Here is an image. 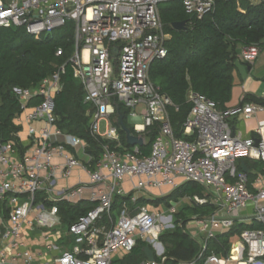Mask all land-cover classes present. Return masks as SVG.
<instances>
[{
    "label": "built area",
    "instance_id": "1",
    "mask_svg": "<svg viewBox=\"0 0 264 264\" xmlns=\"http://www.w3.org/2000/svg\"><path fill=\"white\" fill-rule=\"evenodd\" d=\"M162 1L0 0V27L23 26L37 40L73 23L74 51L68 62L82 85L83 102L90 107L92 134L118 140L116 126L109 124L101 131V123L116 114V102L128 109L127 119L136 135L144 138L148 127L159 125L148 154L140 146L119 152L104 145L93 161L87 143L56 124L54 98L62 90L65 64L36 86L14 88L20 106L14 118L19 126L17 140H0V200L7 208L6 217L0 215V264H39L22 234L25 229L58 224L61 202L85 200L93 206L68 227L75 241L72 250L46 264H111L116 251L128 253L138 240L158 245L160 234L174 226L178 203L170 201L166 210L148 204L132 209L123 203L113 221V198L124 194L120 183L125 177L136 180L132 202L142 191H172L185 182L203 188L201 194L185 199L193 206H212V211L187 221L193 225L198 251L179 264H264V171L249 182L237 166L241 157L264 161V119L248 136L233 133L231 124L238 115L248 118L264 112V106L245 103L223 110L203 95L189 92L191 109L183 133L191 139L174 135L167 112L172 102L149 76L150 64L167 53L158 9ZM216 1L183 0V5L187 14L201 18ZM259 52L257 44L245 45L239 59L251 65ZM62 54L58 47L55 55ZM76 169L87 180L60 186V180ZM105 216L108 222H103ZM229 231L228 249L216 253L211 242ZM47 247L57 249L53 243ZM139 264L161 263L145 259Z\"/></svg>",
    "mask_w": 264,
    "mask_h": 264
},
{
    "label": "trees",
    "instance_id": "2",
    "mask_svg": "<svg viewBox=\"0 0 264 264\" xmlns=\"http://www.w3.org/2000/svg\"><path fill=\"white\" fill-rule=\"evenodd\" d=\"M158 9L165 32L170 34V38L165 42L166 55L150 64L149 76L160 92L172 102L167 112L174 135L189 140L191 137L183 133V124L191 109V103L187 99L188 91L203 95L213 101L219 109H228L227 103L231 99L234 73L237 69V46L264 45V1L252 3L251 0H217L213 10L201 18L187 14L183 0H163ZM182 21L185 22L183 29L176 30L172 27L174 22ZM58 47L63 50L61 56L55 55ZM73 51L71 21L39 40L29 34L23 26L0 27L1 142L17 140L15 134L19 126L14 123V118L20 113V106L13 89L36 86L43 78L65 64V72L61 76L62 90L54 98L57 126L64 132L83 139L87 143V153L93 157V161L100 157L104 145L120 152L133 149L126 143L125 136L118 129L116 122L113 124L117 127L119 142L91 133L88 115L90 107L83 102L82 85L73 77L68 62ZM250 102L264 106L263 97L249 94L243 97L240 105ZM115 106L125 113L124 122L135 133L127 121L128 109L118 102ZM158 132L157 123L148 127L144 136L146 142L139 147L144 154H148ZM237 166L239 170L246 169L249 182L254 179L256 173L264 171V161L247 157L239 158ZM202 190L197 183L185 182L168 195L149 202L168 206L173 199L183 195L201 194ZM129 199L130 196L115 195L111 215L115 210L119 213L122 204ZM5 204V201L0 200L2 216L7 213ZM92 206V203L85 201L74 205L65 202L58 204L62 220L68 223V226ZM190 211L209 214L212 206H184L174 214V228L164 230L159 236V241L164 247L162 257H166L164 264L188 261L198 251L195 241L183 230V225L189 219L187 213ZM179 223H182V226H179ZM240 226L244 228V225ZM230 234L231 231L218 235V241L211 242V249L218 254H225ZM146 245L148 244L145 240H138L120 264H139L145 260L143 247ZM162 257L154 255L157 261H161Z\"/></svg>",
    "mask_w": 264,
    "mask_h": 264
},
{
    "label": "crops",
    "instance_id": "3",
    "mask_svg": "<svg viewBox=\"0 0 264 264\" xmlns=\"http://www.w3.org/2000/svg\"><path fill=\"white\" fill-rule=\"evenodd\" d=\"M159 17H160V14H159ZM160 20H161V18H160ZM164 33L166 34V40L169 39L170 38V34L166 33L165 29H164ZM243 46L244 45H238L237 46V61H236V65L238 63H243L239 59V54H240L241 49H242ZM263 46L264 45L259 46L260 47V51L262 50ZM256 61L257 60H255V62L253 64H251V65H247L246 63H244L246 65V71H247V75L245 77H242L240 71L238 70V65H237V69H236L235 72H237V75L240 76V80L241 81L239 82V81H237L235 79V73H234L231 99L227 103V107L228 108H232V107L240 105V102L242 101L243 97L246 94H249V95H252V96H255V97H263L264 98V83H256L255 81H256L257 78H255L253 80L249 76V75H252V72H254V71L256 72V74L258 76V75H260V72L262 71V68H261L260 65H258V67L256 68ZM189 92H192V91H188V93ZM188 93H187V96H188ZM250 103H254V102H250ZM89 111H88V115H89ZM260 113L264 114V112H258L257 114H255V115H253L251 117H248V118L243 116V115H238V116L234 117L233 119H231V124H232L233 127H235V130L237 132H240L243 136H248V135L254 133V130L257 127L258 121L264 119V118L263 119H259L258 118V114H260ZM116 115H117V113L114 116H111L110 119H109V122L105 121V122L101 123V131H104L108 127L109 124L112 125V126H115L113 124V122H116ZM127 121L131 125L130 120L127 119ZM240 124L241 125H246V126L240 129L238 127ZM118 136H119V134H118ZM115 141L119 142V137H118V140H115ZM145 142H146V140H145V137H144V143ZM149 152H150V150H149ZM249 159H252V158H249ZM252 160H256V159H252ZM85 180H87V176L84 173H82L81 170L76 169V170L73 171V174L68 179L60 180L59 185L60 186H63V185H70L71 186V185H75L79 181H85ZM135 182H136L135 179L125 177L120 183V186H121L122 191H123L124 194L123 195H119V196H130L129 201L126 202V204L129 206V208H132V209L135 206L139 205V204H148L153 209V207H155V206H154V204H151L149 202L150 200L154 201L155 198L164 197V196H166V195H168L170 193V192H160V189H153V190H150L148 192L142 191L140 193V195L138 196V198L136 199V201L132 202L131 196L133 194V187H134ZM187 196H189V195H183V196L178 197L177 199L171 200V202L173 201V202H177L178 203V205L176 206L175 214H177L184 206H186L184 201H186L185 198ZM142 199H144L146 201L143 200L144 201L143 202V201H141ZM84 201L85 200L74 201V202H65V203L74 205V204H77L79 202H84ZM85 202H87V201H85ZM169 204H170V202H169ZM157 205L160 206L162 209L164 208V210H166V208H167V206L165 204H163V203H159ZM59 213H60V211H59ZM113 215H111V218L114 221V220H116V218L118 216V211L115 210L113 212ZM201 215H206V214H198V215L194 214L193 216H201ZM59 216H60L59 223L54 225V227H52L50 229H46V228H36L35 230L25 229L23 234H22V239L25 241V243L29 247L30 251L32 252V254L34 256V261L36 263L46 264V263L50 262L51 260H53V258H55L56 256H59L60 254H62L63 252H67V251L72 250V245L75 242L74 238L68 233V227L69 226L67 225L68 223L63 222L62 213H60ZM4 217H6V216H4ZM191 218H189V219H191ZM103 219L105 220L103 222H106V221L108 222V219L106 218V216ZM173 220H174V216H173ZM187 221L183 225V230L185 232H187L188 235L197 244L196 240L191 235V232H193V229H194L193 225L188 224ZM179 226H182V223H179ZM172 228H174V226L169 228V229H172ZM45 236H48L49 239L45 240ZM48 243H53V245H55L57 247V249H55V250L49 249L47 247ZM147 244L148 245H146V246H149L151 248V250L153 251L154 255L162 257V254L164 252V247H163V245H162V243L160 241H159L158 245H156L154 243H150L149 244L148 242H147ZM197 246H198V244H197ZM143 252H144V247H143ZM126 254H127L126 252H123L121 250L116 251L114 253V255H113L111 264H120V263H122L124 258H125V256H126ZM163 258L164 259L161 258V261H159L161 264L165 263L166 257H163ZM145 259H147L146 255H145ZM18 262H22V261L18 260ZM178 264H179V262H178Z\"/></svg>",
    "mask_w": 264,
    "mask_h": 264
},
{
    "label": "water",
    "instance_id": "4",
    "mask_svg": "<svg viewBox=\"0 0 264 264\" xmlns=\"http://www.w3.org/2000/svg\"><path fill=\"white\" fill-rule=\"evenodd\" d=\"M172 26L176 30H180V29H183L185 27V22L184 21L174 22L172 24ZM117 50H118L117 47H115L113 49V51H112L113 56L117 55ZM116 113H117L116 125H117L118 129L124 134L126 143L131 147L143 145L144 144V138L140 135H136L135 133H133L131 131V129L129 128V126H127V124L124 122L125 113L123 111H120L119 108H116ZM232 130L234 133L235 127H232ZM244 171H245V169H244ZM144 253L146 255L147 260H154L153 251L151 250V248L149 246L144 247Z\"/></svg>",
    "mask_w": 264,
    "mask_h": 264
},
{
    "label": "rangeland",
    "instance_id": "5",
    "mask_svg": "<svg viewBox=\"0 0 264 264\" xmlns=\"http://www.w3.org/2000/svg\"><path fill=\"white\" fill-rule=\"evenodd\" d=\"M257 61H256V68L258 67V65H260L261 66V68H262V71L260 72V75H258L257 76V74H256V72L254 71V72H252V75H249L250 77H251V79H255V78H257L256 79V83H264V46L262 47V50L260 51V53H259V55H258V58L256 59ZM238 65V70L240 71V73H241V75H242V77H245L246 75H247V71H246V65L244 64V62L243 63H238L237 64ZM235 79L237 80V81H241L240 80V76L239 75H237V72H235ZM258 118L259 119H263L264 118V114H258ZM246 125H239L238 127L241 129V128H243V127H245ZM160 192H171V190H169V189H167V188H163V189H160ZM184 203H185V205L186 206H193L190 202H187V201H184ZM194 214H196V215H198L199 213H195L194 211H190V212H188L187 213V217L188 218H191V217H194L193 215ZM186 227V226H185ZM167 229H169V228H167ZM173 229V228H172ZM149 244L151 243L150 241H147Z\"/></svg>",
    "mask_w": 264,
    "mask_h": 264
}]
</instances>
